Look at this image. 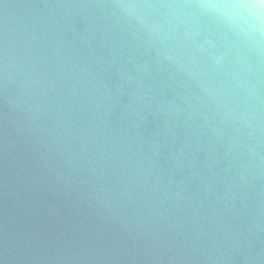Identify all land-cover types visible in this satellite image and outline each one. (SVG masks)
I'll list each match as a JSON object with an SVG mask.
<instances>
[{
	"label": "water",
	"instance_id": "obj_1",
	"mask_svg": "<svg viewBox=\"0 0 264 264\" xmlns=\"http://www.w3.org/2000/svg\"><path fill=\"white\" fill-rule=\"evenodd\" d=\"M0 264H264V0H0Z\"/></svg>",
	"mask_w": 264,
	"mask_h": 264
}]
</instances>
